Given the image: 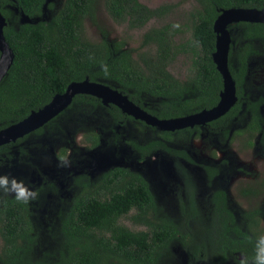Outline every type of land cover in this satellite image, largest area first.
I'll return each mask as SVG.
<instances>
[{"label":"trees","instance_id":"obj_1","mask_svg":"<svg viewBox=\"0 0 264 264\" xmlns=\"http://www.w3.org/2000/svg\"><path fill=\"white\" fill-rule=\"evenodd\" d=\"M196 1L199 8L192 13V39L183 42L176 38L183 32L181 25L153 28L144 34L135 56L134 51L126 49L125 42H110L107 37L90 40L85 35V20L96 22L98 6L103 4L115 22L138 30L151 20L169 16L174 9L172 5L150 8L140 0H63L59 10L47 19L46 9L53 8V3L47 4L48 0H1V11L7 19L4 35L15 59L0 84V131L42 109L54 96L63 94L70 83L87 78L118 89L159 119L182 117L214 107L223 88L212 58L216 51L215 21L224 10L264 9V0ZM22 12L38 22L23 23ZM235 26L247 40L234 62L237 68H230L240 102L206 128L222 143L236 139L242 149H248L254 147L258 134L264 145L261 113L264 98L250 100L242 92L248 59L254 53L252 43L256 39L264 40V24ZM183 54H188L192 62L185 82L168 70ZM102 65L107 66V74ZM244 102L247 103L245 110L242 109ZM75 105L101 108L110 116L105 135L112 134L111 140L107 141L97 129L88 127L84 142L89 148L103 146L104 140L117 149L122 143L120 135L125 133L116 126L126 125L133 119L116 106H104L100 99L90 95L76 96L68 109ZM245 117L249 118L247 127L235 129ZM56 120L48 123L46 130L55 126ZM200 131L197 127L181 134ZM43 132L46 131L38 133ZM172 137V133L163 132L145 144L135 143L134 149L141 155L137 161H147L160 152L178 155L177 150L164 142L171 141ZM6 155V146H1L0 175H6V169L15 166L11 162L14 158ZM65 156L64 151L61 158ZM207 174V184L211 185L217 172L207 168ZM114 175L119 179L118 189L107 191L111 187L109 181L105 188L90 187L89 191L95 189V194L74 200L71 213L63 216L59 224L58 246L42 262L25 260L24 252L36 243L38 233L28 220L27 205L0 193V235L4 242L0 258L3 257L5 264H158L175 243H180L193 258L209 264H240L242 257L253 256L256 238L264 235L260 223L262 214L249 212L241 220L224 189H212L204 215L193 203L186 206L182 203L176 219L160 215L156 198L140 173L117 168ZM122 218L130 220L138 229L122 224Z\"/></svg>","mask_w":264,"mask_h":264},{"label":"rangeland","instance_id":"obj_2","mask_svg":"<svg viewBox=\"0 0 264 264\" xmlns=\"http://www.w3.org/2000/svg\"><path fill=\"white\" fill-rule=\"evenodd\" d=\"M140 2L150 8L170 4L174 9L164 19H154L143 29L130 30L127 24L115 22L101 4L98 6L96 22L89 19L84 22L86 37L93 41H100L107 37L110 42H125L126 49L134 51L135 56H137L136 50L139 49L144 34L153 28H160L167 24L181 25L183 32L176 38L183 42L192 39V13L199 8L196 0H140ZM49 3H53V8L46 9L47 19L59 10L63 0H50L47 4ZM230 29H232L230 30L232 49L229 56L231 62L235 60V55L243 44V40L241 30L236 28L235 24L231 25ZM234 36L239 38V42H233ZM256 48L258 53L250 61L249 75L244 88L245 91L257 96L264 94V41L257 43ZM190 64V56L183 55L176 59L169 67V71L177 79L185 81L189 74ZM87 119L90 122H87ZM56 122L57 124L43 135L33 136L27 142L29 149L40 160L41 174L45 173L50 180L52 178L61 181L62 191L54 193L47 189L40 192L35 221L38 232L37 240L30 250L24 252L27 255L26 262H42L46 254L53 253L52 251L58 246L56 238L59 241L61 239V236H57L59 224L63 218L64 208H67L66 201L70 194V188L66 187L69 178L89 172H103L111 167L113 162L132 163L134 169L142 173L149 183L157 205L160 207V215L178 217L180 212L178 201L185 197L181 163L172 154L165 152H160L147 161H135L136 156L130 141L151 138L148 130L143 129L142 131L140 130L142 127L138 124L128 122L118 128L119 131L125 133L126 139L117 149L103 145L92 156L96 149L89 148L82 139V133L88 127H93L99 134L105 135V131L110 127V116L104 113L103 109L75 105ZM105 136L107 141L112 138V134ZM172 147L184 149L193 160V163L183 160L182 164L187 170V179L195 184L196 199L200 207L208 205V197L213 188L225 189L232 208L239 216H245L253 210L262 214L261 227L264 229V151L261 148L256 146L242 150L238 144L231 142L222 147L209 132H204L197 138H190L187 135L180 138L176 135ZM64 151L66 156L61 158ZM87 155L91 157L88 162L85 161ZM202 166L220 167L219 174L211 185L206 183L207 174ZM11 174L14 176L15 172L11 171ZM69 186L71 187L72 183ZM71 191L73 192L74 189ZM252 191L256 192L251 194ZM120 222L130 229H138L126 218H122ZM3 243L0 235V253ZM0 264H5L3 257L0 258ZM158 264L208 263L195 261L187 251L181 248L179 243H175Z\"/></svg>","mask_w":264,"mask_h":264},{"label":"water","instance_id":"obj_3","mask_svg":"<svg viewBox=\"0 0 264 264\" xmlns=\"http://www.w3.org/2000/svg\"><path fill=\"white\" fill-rule=\"evenodd\" d=\"M50 0H48L49 2ZM47 5V4H46ZM23 23H37L38 20H31L27 15L21 13ZM238 23L264 24V9H229L224 10L214 24L216 33V51L212 58L224 79V91L221 94L218 105L210 110H203L190 116L160 120L149 114L141 107L133 103L127 95L109 85L91 82L89 78L81 82H72L68 85L63 94H58L42 109L33 111L26 119L13 124L0 131V147L44 127L57 118L72 105L74 98L78 95H90L101 100L104 106L114 105L124 114L137 120L145 122L149 126L157 127L162 131L173 132L184 128L204 125L225 116L236 104V84L228 66V55L230 51L231 37L230 26ZM7 26V19L1 11L0 0V84L11 69L15 54L7 42L4 29ZM99 148L92 153L94 156ZM106 156L108 154H105ZM94 163V162H92Z\"/></svg>","mask_w":264,"mask_h":264},{"label":"flooded vegetation","instance_id":"obj_4","mask_svg":"<svg viewBox=\"0 0 264 264\" xmlns=\"http://www.w3.org/2000/svg\"><path fill=\"white\" fill-rule=\"evenodd\" d=\"M248 24H251V25H255V24H258V23H244V25H248ZM235 25H240V23H238V24H235ZM242 40H243V44L241 45V46H243L246 42H247V40H245L244 38H242ZM262 41H264V40H262V39H256V40H254L253 41V47H254V53L251 55V57L248 59V70H247V75H246V77H245V79H244V82H243V85H242V92H243V97L244 98H248V99H259V98H264V94H260V95H254V94H252L251 92H249V91H245V88H244V86H245V84H246V78L248 77V75H249V67H250V61H251V59L255 56V55H257V53H258V50H257V48H256V45H257V43H259V42H262ZM233 42L234 43H237V42H239V38H233ZM241 46L239 47V49H238V52H239V50H240V48H241ZM231 49H232V46L230 45V51H231ZM230 51H229V55H228V66H229V70H230V73H231V75H232V72H231V69L230 68H234V69H236L237 68V63H234L235 61H236V58H237V54H238V52H237V54L235 55V60L233 59L231 62H230V60H229V56H230ZM183 55H187V56H189L188 54H183ZM183 55H180L177 59H179L181 56H183ZM191 58V57H190ZM192 63V62H191ZM215 64V63H214ZM172 65V64H171ZM170 65V66H171ZM169 66V67H170ZM216 66V65H215ZM190 67H191V64H190ZM189 67V68H190ZM217 68V67H216ZM168 70H169V68H168ZM219 72V71H218ZM171 73V72H170ZM220 73V72H219ZM172 74V73H171ZM221 75V74H220ZM232 77H233V75H232ZM176 78V77H175ZM188 78V77H187ZM221 78H222V81H223V88H222V90H221V92H220V94H219V101H218V103L220 102V97H221V94H222V92L224 91V79H223V77H222V75H221ZM177 79V78H176ZM233 79H234V77H233ZM178 80H180V79H178ZM187 80V79H186ZM185 80V81H186ZM181 82H185V81H182V80H180ZM234 81H235V79H234ZM235 84H236V81H235ZM236 95H237V98H238V100H237V102H236V104L232 107V109L240 102V97H239V94H238V88H237V84H236ZM218 103L214 106V107H216L217 105H218ZM103 105V104H102ZM139 106V105H138ZM140 107V106H139ZM214 107H212V108H214ZM246 107H247V103L246 102H244L243 103V105H242V109L243 110H245L246 109ZM142 108V107H141ZM212 108H210V109H212ZM143 109V108H142ZM210 109H203V110H210ZM231 109V110H232ZM263 109H264V105L262 106V108H261V113L263 114V116H264V111H263ZM143 110H145V109H143ZM203 110H201V111H203ZM230 110V111H231ZM146 111V110H145ZM200 111V112H201ZM122 112V111H121ZM147 112V111H146ZM123 113V112H122ZM149 113V112H148ZM199 113V112H198ZM229 113V112H228ZM227 113V114H228ZM124 114V113H123ZM149 114H151V113H149ZM194 114H196V113H194ZM226 114V115H227ZM61 115L62 114H60L57 118H55V119H58L59 117H61ZM126 115V114H125ZM152 115V114H151ZM190 115H192V114H188V115H185V116H182V117H186V116H190ZM128 116V115H127ZM154 116V115H153ZM129 117H131V116H129ZM155 117H157V116H155ZM182 117H177V118H182ZM133 120H130V121H128V122H133V123H135V124H138L139 126H141L142 127V129H146V130H148L149 132H150V134H151V138H149V139H147V140H140V141H133V140H131L132 141V147H133V152H134V154H135V156H136V162H137V156H138V158H141V155H139L138 153H136V150L134 149V144L135 143H138V144H145L148 140H151L152 138H159V133H172V135H173V137H172V140L171 141H164L170 148H172V149H174V150H177L178 151V155H176V156H174L173 154V156L181 163V168H182V172H181V175L183 176V183H184V194H185V197L184 198H180L179 199V201H178V203H179V207L181 208V204L183 203L185 206L186 205H189V204H191V203H193L194 205H196L197 207H198V209L201 211V214H203L204 215V213H205V208H206V206L204 205L203 207H200L199 206V203H198V201H197V199H196V188H195V184H194V182L192 181V180H188L187 179V177H186V169H185V167L183 166V164H182V161L183 160H188L189 162H191V163H193V160H192V158L190 157V156H188V154H187V152L184 150V149H179V148H174V147H172V143L175 141V136L176 135H179L180 136V138H184V136L185 135H187L188 137H190V138H197V137H199L201 134H203L204 132H209L210 134H211V136L212 137H214L219 143H220V145L222 146V147H224V146H226L229 142H231L232 144H238L239 146H240V143L235 139L234 141H231V140H228V141H226L225 143H222L221 141H220V139L216 136V135H214V134H212L206 127H207V125L208 124H210V123H212V122H215V121H218L219 119H217V120H214V121H211V122H208V123H206V124H204V125H199V126H194V127H189V128H184V129H181V130H176V131H173V132H169V131H162V130H160L159 128H157V127H153V126H149V125H147L145 122H143V121H141V120H137V119H135V118H133V117H131ZM158 118V117H157ZM55 119L54 120H52V121H55ZM159 119V118H158ZM171 119H175V118H171ZM160 120H168V119H160ZM51 121V122H52ZM57 121V120H56ZM50 122V123H51ZM127 122V123H128ZM126 123V124H127ZM248 123H249V118L248 117H245L244 119H243V121H242V124L240 125V126H238V127H236L235 129H237V128H245V127H247V125H248ZM48 125V124H47ZM47 125H45L44 127H42V128H40V129H38V130H36V131H34V132H32V133H30V134H28V135H26V136H24L23 138H20V139H18L17 141H15V142H12V143H9V144H6V145H3V146H6V148H7V155L8 156H12L14 159L11 161V162H13V164H15V166H14V168L13 169H11V170H8V169H6V175L7 176H9L10 178L11 177H15L17 180H21V181H23L24 182V184L28 187V188H30V189H32L35 193H36V196H35V198L34 199H32L28 204H26L27 205V213H28V220H29V222L32 224V227L35 229V231H36V227H35V221H36V217H37V215H36V211H37V206H38V204H39V202H40V192H42L43 190H47V189H49V190H52L54 193H59V192H61L62 191V185H61V181H59V180H54V179H52L51 178V180H50V178H49V176L48 175H45V173H44V175H42L41 174V172H40V160H39V158L37 157V155H35L34 154V152L33 151H31V149H29V146L27 145V142L30 140V138H33V136H41V135H43L44 134V132L43 133H38L40 130H43V131H47L46 129H47ZM122 126V124L121 125H117L116 126V128H117V130H118V128H120ZM197 127H200L201 128V131H200V133H194V134H189V133H183V134H181V132H183V131H186V130H193V129H195V128H197ZM152 128L154 129V130H152ZM142 129H140V130H142ZM120 130V129H119ZM118 130V131H119ZM85 131H86V129L83 131V133H82V139L84 140V133H85ZM152 132L154 133V134H152ZM126 135H120V138H121V140L122 141H124L125 139H126V137H125ZM103 142V144L104 145H106V146H108L106 143H105V141L103 140L102 141ZM254 143H255V145H254V147H252V148H255L256 146H258L259 148H261L263 151H264V145H262L261 144V134H258L255 138H254ZM241 147V146H240ZM242 149V148H241ZM248 149H251V148H248ZM248 149H242V150H248ZM6 155V156H7ZM89 160H91V157L90 156H88L87 155V160H85V161H89ZM0 161H1V158H0ZM7 161H8V158H7ZM140 161H144V160H140ZM203 167V170L206 172V174H207V168H211V169H213V170H215L216 172H217V174H216V176L212 179V182L211 183H213V181H215V179H216V177H217V175L219 174V168L220 167H218V166H216V167H206V166H202ZM117 168H119V169H125V170H130V171H132V172H138V173H140L138 170H136V169H134V166H133V164L132 163H127V162H123V163H121V162H113L112 163V166L111 167H109L107 170H105V171H103V172H96V173H92V172H89V173H86V174H84V175H74L73 177H71V178H69V180H68V182L66 183V187L68 186L69 188H70V194H69V196H68V199H67V201H66V204H67V208H64V212H63V214H62V216H67V215H69L70 213H71V210L73 209V207H74V200L77 198V197H80V198H83L82 196H87V194H95L96 193V190L95 189H91V191H89V189H90V187L91 188H93V187H102V188H105L107 185H108V183L107 182H109V181H111V189L109 188V189H107V191H112V190H114L115 188L116 189H118L117 188V185L119 184V179H118V177H116L115 175H114V170H116ZM11 171H14L15 172V175L14 176H12V174H11ZM142 176H143V174L142 173H140ZM44 177V178H43ZM144 177V176H143ZM145 178V177H144ZM44 179V180H43ZM208 179H209V177H208V174H207V178L205 179L206 180V183H208ZM145 180H146V178H145ZM147 181V180H146ZM72 183V186L70 187L69 186V184H71ZM148 183V182H147ZM148 185H149V183H148ZM149 187H150V185H149ZM72 189H74V191L72 192L71 190ZM151 189V188H150ZM190 189H192V192H190ZM213 189H218V188H213ZM222 189V188H221ZM225 190V189H224ZM98 191H101V190H98ZM152 191V190H151ZM226 192V191H225ZM246 192H248V191H246ZM256 191H252V193L251 194H253V193H255ZM153 193V192H152ZM110 194V193H109ZM226 194H227V192H226ZM191 196H193V199H191ZM227 196H228V194H227ZM228 198H229V196H228ZM229 202H230V199H229ZM65 204V205H66ZM208 204H209V197H208ZM230 205H231V202H230ZM231 207H232V205H231ZM135 211H133V212H131V214H133ZM236 212V211H235ZM252 212H255V210H253ZM236 215L241 219V220H243L242 218H241V216H239L238 214H237V212H236ZM161 216H165V215H161ZM179 216H180V212H179V215H178V217H176V219H178L179 218ZM261 217H262V215H260V223H261ZM179 245L181 246V248H183L185 251H187L180 243H179ZM188 252V251H187ZM189 253V252H188ZM194 260L195 261H197V260H199V259H197V258H195L194 257ZM199 261H201V260H199ZM201 262H205V261H201ZM206 263H208L209 264V262H207L206 261Z\"/></svg>","mask_w":264,"mask_h":264},{"label":"clouds","instance_id":"obj_5","mask_svg":"<svg viewBox=\"0 0 264 264\" xmlns=\"http://www.w3.org/2000/svg\"><path fill=\"white\" fill-rule=\"evenodd\" d=\"M102 69L107 74V66L102 65ZM0 193L12 196L15 200L28 204L35 198L36 193L28 188L23 181L15 177L0 175ZM254 254L249 258H241L240 264H264V235L256 238L254 243Z\"/></svg>","mask_w":264,"mask_h":264}]
</instances>
